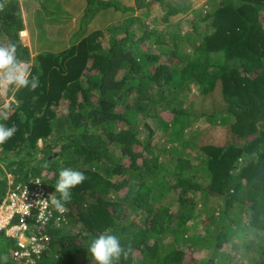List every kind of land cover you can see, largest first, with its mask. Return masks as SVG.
Returning <instances> with one entry per match:
<instances>
[{
  "label": "trees",
  "instance_id": "16d2710c",
  "mask_svg": "<svg viewBox=\"0 0 264 264\" xmlns=\"http://www.w3.org/2000/svg\"><path fill=\"white\" fill-rule=\"evenodd\" d=\"M137 4L87 0L70 44L33 51L22 0H0V46L39 78L11 86L0 120L17 128L0 203L37 180L55 193L62 168L87 177L63 214L51 206L37 264H95L89 242L107 232L133 249L113 264H264V0ZM108 8L129 16L83 31ZM13 245L0 233V264H22Z\"/></svg>",
  "mask_w": 264,
  "mask_h": 264
},
{
  "label": "clouds",
  "instance_id": "9594fccd",
  "mask_svg": "<svg viewBox=\"0 0 264 264\" xmlns=\"http://www.w3.org/2000/svg\"><path fill=\"white\" fill-rule=\"evenodd\" d=\"M2 7L3 6L0 5V10H2ZM23 15H24V19H26L25 11ZM25 25H26V20H25ZM24 32L29 34V30L27 26L20 34L22 38L25 35ZM15 52H16L15 45H11L10 47L0 46V97H6L7 94L11 95L12 93L10 92V88L13 85L17 88L28 87L30 85L31 90H35L36 88L39 87L38 77L32 76L31 79H29L30 64L24 61H18L15 56ZM13 100L14 99L9 101V105L4 104L2 107H1L2 104L0 102V120L6 121L9 119L8 108L10 106L11 101ZM16 131L17 128L15 125L8 127L5 124L0 123V144H3L8 139H10L16 133ZM86 179L87 177L80 171L74 170L72 168H62L59 171L58 179L54 185L55 193L60 194L59 198H57L55 193H52L47 199H41L35 201L36 206L39 208L40 212L42 213L43 209L47 208L50 204L55 208L57 212L63 214L67 210L66 204L71 200L70 189L76 187L77 185H80ZM36 184H40L39 180L36 181ZM57 221L59 222L60 220ZM31 230L33 231V229ZM0 233H4L6 237L13 240L14 245L11 251L12 252L11 256L15 262L22 264H37L39 259L42 257L43 253L49 250L51 234L48 231H46V235L49 237L47 246L39 254L34 255L33 257L35 260L34 263H31L26 258L16 259L15 250L19 249V242L14 237L9 235L6 229H1ZM87 251L88 253L91 254V257L95 261V264H113L114 260L115 261L120 260L121 255H123L125 260H127L129 258V252L133 251V249L131 247V244H129L128 250L126 251L121 246V242L118 236L110 234V232H107L105 234L99 235L97 238L90 240Z\"/></svg>",
  "mask_w": 264,
  "mask_h": 264
},
{
  "label": "rangeland",
  "instance_id": "374dc122",
  "mask_svg": "<svg viewBox=\"0 0 264 264\" xmlns=\"http://www.w3.org/2000/svg\"><path fill=\"white\" fill-rule=\"evenodd\" d=\"M120 1L130 6L138 5L137 0ZM194 2V5L198 7L204 3L205 0H194ZM22 3L24 4L23 9L26 16V26L30 34L24 32L23 41L29 47H32L33 51L36 50L40 37L43 38V43H45L46 46H52V44H54V50H60L65 45L70 44L81 28L82 17H80V15L87 6V0H22ZM158 6L157 3L156 7ZM79 8L80 11H78ZM109 9L110 8L98 9V11H95L92 17L88 19L89 23L86 22L82 25L83 31L88 30L87 33H89L93 30L105 29L106 26L124 20L125 17L129 16L128 13L121 12L120 10L113 11ZM138 12L140 13V10H136V13ZM175 19L176 17H174V20ZM35 54L37 53L33 52V56ZM12 99H14L12 94H7L6 97H0L1 106L4 104L9 105V101ZM215 133L220 137V131H215ZM160 135L161 132L157 133V136L160 137ZM199 254H201V256L204 255L203 251ZM196 255L197 256L193 255L192 258L200 257V255ZM190 258L191 256H189V259Z\"/></svg>",
  "mask_w": 264,
  "mask_h": 264
},
{
  "label": "built area",
  "instance_id": "2783aa9c",
  "mask_svg": "<svg viewBox=\"0 0 264 264\" xmlns=\"http://www.w3.org/2000/svg\"><path fill=\"white\" fill-rule=\"evenodd\" d=\"M18 190H12L0 204V230L6 229L19 242V249L15 250L16 259L26 258L34 263V255L47 246L49 237L45 233V227L53 215L50 204L41 213L35 201L47 199L52 193L42 183L34 187L25 185L21 191ZM33 214L37 216L36 228L33 230L36 232L29 233L31 229L28 220ZM61 219L64 216L57 217V220Z\"/></svg>",
  "mask_w": 264,
  "mask_h": 264
}]
</instances>
